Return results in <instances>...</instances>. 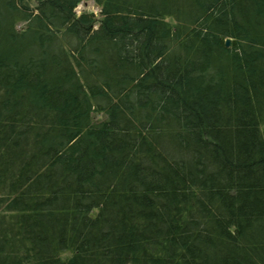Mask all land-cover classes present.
I'll return each mask as SVG.
<instances>
[{"label":"trees","instance_id":"1","mask_svg":"<svg viewBox=\"0 0 264 264\" xmlns=\"http://www.w3.org/2000/svg\"><path fill=\"white\" fill-rule=\"evenodd\" d=\"M81 1L0 0V264H264V0Z\"/></svg>","mask_w":264,"mask_h":264},{"label":"rangeland","instance_id":"2","mask_svg":"<svg viewBox=\"0 0 264 264\" xmlns=\"http://www.w3.org/2000/svg\"><path fill=\"white\" fill-rule=\"evenodd\" d=\"M76 13H82V12H90L93 13L95 18L99 17V8L98 6L95 4V2L93 0H84L81 1L76 9H75ZM93 117L96 119H99L101 117V115L99 114H93Z\"/></svg>","mask_w":264,"mask_h":264},{"label":"water","instance_id":"3","mask_svg":"<svg viewBox=\"0 0 264 264\" xmlns=\"http://www.w3.org/2000/svg\"><path fill=\"white\" fill-rule=\"evenodd\" d=\"M230 43H231V39H230V38H226V39H225V45H226V46H229Z\"/></svg>","mask_w":264,"mask_h":264}]
</instances>
